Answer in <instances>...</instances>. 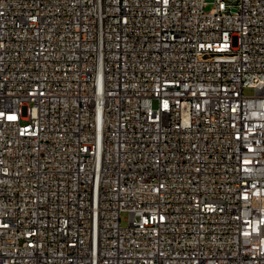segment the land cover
I'll list each match as a JSON object with an SVG mask.
<instances>
[{
  "label": "built area",
  "instance_id": "obj_1",
  "mask_svg": "<svg viewBox=\"0 0 264 264\" xmlns=\"http://www.w3.org/2000/svg\"><path fill=\"white\" fill-rule=\"evenodd\" d=\"M0 264H264V0H0Z\"/></svg>",
  "mask_w": 264,
  "mask_h": 264
},
{
  "label": "rangeland",
  "instance_id": "obj_2",
  "mask_svg": "<svg viewBox=\"0 0 264 264\" xmlns=\"http://www.w3.org/2000/svg\"><path fill=\"white\" fill-rule=\"evenodd\" d=\"M209 8H210V6L207 7V9H209ZM245 92H246V94H252V93H253V89H251V88H246V89H245ZM127 221H128V214H127V212H124V213L122 214V223L125 225V224H127Z\"/></svg>",
  "mask_w": 264,
  "mask_h": 264
}]
</instances>
